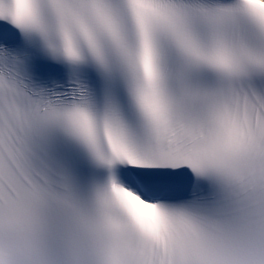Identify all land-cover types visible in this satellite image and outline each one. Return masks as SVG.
I'll use <instances>...</instances> for the list:
<instances>
[{"label":"snow or ice","instance_id":"6c2138e0","mask_svg":"<svg viewBox=\"0 0 264 264\" xmlns=\"http://www.w3.org/2000/svg\"><path fill=\"white\" fill-rule=\"evenodd\" d=\"M0 264H264V0H0Z\"/></svg>","mask_w":264,"mask_h":264}]
</instances>
